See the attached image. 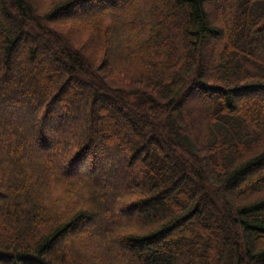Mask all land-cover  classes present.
Returning a JSON list of instances; mask_svg holds the SVG:
<instances>
[{"label": "trees", "instance_id": "obj_1", "mask_svg": "<svg viewBox=\"0 0 264 264\" xmlns=\"http://www.w3.org/2000/svg\"><path fill=\"white\" fill-rule=\"evenodd\" d=\"M0 264H264V0H0Z\"/></svg>", "mask_w": 264, "mask_h": 264}]
</instances>
